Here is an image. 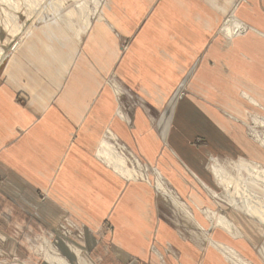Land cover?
<instances>
[{"label":"crops","instance_id":"obj_1","mask_svg":"<svg viewBox=\"0 0 264 264\" xmlns=\"http://www.w3.org/2000/svg\"><path fill=\"white\" fill-rule=\"evenodd\" d=\"M113 3L116 9L111 10L108 6ZM108 6L102 15L96 14L89 24L79 28L66 45H48L41 37L28 39L27 36L16 43L11 53L13 59L3 63L0 191L21 208L34 210L39 221L60 224L66 212L74 213L84 224L86 244L81 245L89 249L100 235V228L97 231L95 227L104 216L108 218L114 225L113 231L99 241L101 246L94 245L87 254L90 257L76 252L72 246L80 247L75 243L66 246L68 255L72 259L76 257L80 264H91L90 259L97 264H234L229 255L236 251L249 255L251 249L235 243L234 252H229L225 246H219L223 242L217 239L224 237L221 234L219 237L217 232L212 234L216 239L213 247L203 249L198 241L201 236L194 233L182 237L163 218L155 219L154 184L149 179L150 186L115 173L97 156L96 142L82 126H90L106 136L111 131L119 149L118 138L130 146L136 140L147 157L162 161V172L167 177L164 176L179 192L188 189L183 179L186 174L191 176L192 170L193 176L199 175L216 193L219 185L224 186L220 175L237 178L241 173L248 189L264 195V183L245 170L248 164L264 166V145L257 138L252 140L245 129L255 136L250 117L245 116L249 110L264 116V0H110ZM228 11L229 15L223 17ZM232 16L241 21L245 32L218 34L219 25ZM249 28L253 32L247 31ZM121 36L128 38L123 51L119 49ZM169 48L174 51L170 52ZM161 50H165L163 55ZM172 65L175 68L170 71ZM116 76L128 80L137 93L146 95L150 103L148 110L156 109L159 114L152 116L137 107L130 114L125 110L124 114L123 91ZM186 77L188 92H183L179 100L180 82ZM19 88L28 95L23 105L14 97ZM256 114L253 116H259ZM235 116L241 117L246 126H241L240 133L226 125ZM253 127L259 130V126ZM218 128H229L231 133L229 130L224 134L226 140L216 143L223 136L221 131L217 134ZM197 132L205 135L209 144L196 147L190 143ZM220 142L227 146L223 151L230 156L233 172L227 164L221 173L212 162L213 146ZM160 145L163 149L157 153V159L150 156L158 152ZM171 149L175 151L170 152ZM195 160L203 165L201 171ZM166 161L172 165L167 163L165 168ZM208 168L215 173L212 182L207 180L211 173L207 174ZM174 179L175 182L171 181ZM38 188L45 192L48 201L37 200ZM220 195L230 201L229 195ZM191 198L194 207L200 209L195 210L196 218L189 203L183 202L201 230L208 225L202 218L219 224L207 211L222 213L211 207L202 208L205 200L201 196L193 194ZM227 204L234 209L232 217L237 224L242 221L243 232L253 228V234L264 235V226L256 229L251 216L239 217L235 215L238 208L234 203ZM84 212L93 215L91 220L84 221L78 216ZM70 222L66 218L62 220L66 230L73 224L71 219ZM154 224L158 228L153 233L156 237L151 247L149 228ZM219 225L226 230L224 244L227 245L228 234L238 232ZM89 227H94L93 233H89ZM247 237L254 239L248 233ZM6 243L8 255L2 254L4 257L9 258L14 250L30 257L16 249L12 241ZM50 246L51 249L39 246L50 264L58 263L49 261L46 251L73 264L53 243ZM254 246L261 258L258 262L264 264V240ZM10 262L0 260V264ZM18 262L32 264L24 259L13 264Z\"/></svg>","mask_w":264,"mask_h":264},{"label":"rangeland","instance_id":"obj_2","mask_svg":"<svg viewBox=\"0 0 264 264\" xmlns=\"http://www.w3.org/2000/svg\"><path fill=\"white\" fill-rule=\"evenodd\" d=\"M81 1L82 0H65V2L59 7V9L57 11H54L53 10V7H54L53 1L52 2L47 1V5H48L47 6L46 4H44L45 0H0V43L4 47L8 45L7 41L9 40L8 39L9 34L7 32V27H3L4 24L2 21H3V18L7 16V14L13 13L14 17L18 20L17 21L18 23H19V21L22 22L24 20L28 23L31 22V25L27 29V32L25 34H23L18 39V41L22 40V39H26L27 36L29 37L28 39H30V37H35V39H39V37H41L42 39H44L45 42H47L48 45H53V44H56L58 46L59 45H66V43L68 42L70 37L72 35H74L79 28L87 25V23H85L81 20V17H80L81 15H80L79 10L77 8V4L80 3ZM29 3L33 4V6L29 5ZM102 4H103V2H101V5ZM88 7L90 10H89V12L88 11L87 12L89 13V15H91L90 18L92 20V19H94V16H96L97 13H95L96 10H95L91 0L89 1ZM109 7H112L110 9L114 10V8L116 9V4L113 3ZM31 8H33L34 11H30ZM69 8H71L73 11V14L71 16V20H73L72 25H74V29H73L74 33L73 34L68 33L65 30H63L62 26H60V24L58 23L60 20L59 17L63 13H65ZM40 10H42L40 13H38V14H37V12L35 13V11H40ZM108 12L110 13V10ZM229 12L230 11H228L225 14L223 13L224 14L223 17L225 15L227 17L229 15ZM90 13H92V14H90ZM91 20H90V22H91ZM67 26H71V24L67 25ZM222 26H223V22L219 25L217 33L220 32V28H222ZM237 33H239V32H237ZM232 34H236V33L233 32ZM121 37H122L121 38V45L119 46V49L123 51L125 49V46L127 45L128 38L126 39L124 36H121ZM60 39H61V41H60ZM17 42L13 41L9 45V55L7 58L11 57L13 59L14 56L13 55L11 56V53H12ZM31 44H32V39L28 41V45L31 46ZM164 47H166V46L164 45ZM173 49L174 48H169L170 52ZM159 51H160L159 49L156 50V52H159ZM164 52H165V50H161L162 55L164 54ZM164 58H167V57H164ZM147 60H146V58L144 59V61L148 62ZM5 61H3L0 64V73L3 70V67H4L3 63ZM172 68L174 70L175 66L171 67L170 71ZM171 74H172V72H171ZM0 76L2 77V75H0ZM186 79H187V77L184 80L181 79L180 86H179L181 88V92L178 96L179 100L182 99L183 92H188V90L185 86V83H187ZM1 81H2V79H0V82ZM116 81H117V84L122 87V91H123L122 94L125 96V97L123 95H122L123 97L121 96V106H122V110H123L124 114H125V110L127 111V113L130 114L131 112H133V109L135 107L140 108L143 111H148L152 116H157L159 114V112L156 109L153 110L152 112H151V110H148L150 108L149 98L146 95L144 96V95H141L140 93H137L136 90L134 89L135 87L132 86L128 82V80L125 81L120 76L119 77L116 76ZM167 83L168 84L172 83V81H167ZM173 83H175V82H173ZM106 92H107V95H110L109 92H111V91H109V89L107 88ZM27 96H28L27 93L21 88L16 90V92L14 94V97H16L18 102L20 101L22 103V105L26 103ZM115 101H116V99H115ZM254 114H256V113L249 110L245 116L250 117V119L252 120ZM256 115H259V113H257ZM131 119H132V116H131ZM131 119H130V124H131ZM243 122L244 121L241 120V117L235 116L233 121L226 124V125L232 127L234 129V132L240 133L239 129H241V126L246 127L243 124ZM218 124L219 125L222 124L225 126L224 122H219ZM245 129H246L249 137H251L252 140L257 141L256 137L253 136L248 131L247 128H245ZM258 129L260 131H263L262 126L259 127ZM229 130H230L229 128L223 129V130L218 128L217 134L219 131H221L223 136L220 137L216 141V143L219 140H222L221 142H223V140H226L224 138V134L226 132L228 133ZM242 130L244 133H246L243 128H242ZM230 133H231V130H230ZM262 137L264 139V136H262ZM229 140H231L230 137H229ZM117 141L119 142L120 150L122 151L123 155H125L126 165L130 168L135 167L137 169H139L141 166V170L143 171V173L145 175H148L150 178L149 177L147 178L145 176L140 178V176H138V178H140V179H138V178L136 179L134 176H127V175H124V176H127L129 178H134L135 180H139L140 183H146V185L150 186L149 181H151V184H154V182L156 181L157 174L159 173V175H161V176H159L161 178V180L167 181L165 183L172 189V191L177 196L179 195L178 199H180L182 201L185 200L189 203V205H188L189 209H190L191 213L194 214L195 218H196L195 210H200V209L195 208L193 205V200L191 198V196H193V194L201 196L202 199L205 200L201 205L202 208L211 207L216 212L224 214L229 222L230 221H236V219L232 217L234 209L231 207V205L227 204L228 201L226 199L221 198L220 194H222V195L224 194L225 196L228 195L226 190L224 189V186L219 185L218 186L219 193H216L214 188L206 185L203 182L204 179L199 177V175L197 176L195 174V176H193L192 170L189 169L191 171L190 172L191 176L186 174L185 175L186 178L183 179V180H186L185 184L188 187V189L186 190L185 193L179 192L177 190V187L175 186V184H173L171 182L172 183V185H171L168 182V180L166 179L167 175L163 174V172H162L163 166H162L161 160H152L151 158L147 157L145 155L146 154L145 150L142 149V146L138 145L136 140L133 141V144L131 146L127 145L124 142V140L121 138L120 139L118 138ZM189 141H190V143H193V145L196 147H200V146H204V145L209 144L205 135H203L200 132L195 133L190 138ZM214 142H215V140H214ZM221 142L218 143L217 145L215 144L213 146L212 154H213V159L214 158L215 159L212 162L216 167L219 168L221 173H223L221 170L222 167L225 168L227 164H229V167H228L229 170L231 172H233L234 168H233V165H231L230 156L228 153L223 151V148L227 147V146H225L224 143L222 144ZM167 148L169 149L168 146H167ZM162 149H163V145H160L158 152L155 151V153H153V155H150V156L157 159V157H158L157 153L162 152V151H160ZM174 151L171 149L170 152H174ZM148 152H151V151H148ZM138 163H139V165H138ZM167 163L171 164L170 162L166 161V167L165 168H167ZM172 163L176 164V163H174V161H172ZM194 164L198 169H200V171H201V169H203V167H202L203 165L201 164L200 161L195 160ZM138 166H139V168H138ZM187 167H189V166H187ZM93 170L96 171L97 169L94 168ZM170 172H171V170H170ZM204 172H206V169L204 170ZM208 172H211V173H210V175H207V180H210V182L214 181L215 180V173L212 171V169H209V168L207 170V174H209ZM162 177H164V178H162ZM2 179H3V175L0 174V180H2ZM148 179H149V181H147ZM171 181L175 182L176 180L174 179ZM177 185L179 186V184H177ZM195 190H196V193H195ZM191 191H193V193ZM190 193H192V194H190ZM36 196H37V200L40 202L48 201L45 199L47 195L40 188L37 189ZM236 200H237L236 203L238 204L237 205L238 209H236L237 213L235 215L241 217L244 214H248L246 212L247 210L244 208L243 204L240 202L239 196H236ZM154 201H155V205H154L155 210H154L153 216L155 217V219L163 218L164 222L171 225V227L174 228V230H176L177 233L180 234L182 237L183 236H185V237L189 236L190 237L191 234L193 235L195 233L197 236H201L198 241H200L202 248L206 249L207 246L213 247L212 245L215 244L216 239L212 238V234L214 232L215 233L217 232L216 234L219 237H220V234L224 237L223 240L217 239V241L223 242V243H221V245H219L220 247L225 246V249H227L229 252H234L235 243H237L239 245L242 244L243 246L246 245V247L251 249L249 255L246 253H244V254L238 253L237 251H236V253L239 255L240 254L243 255L247 260H249V262H251L253 264H260L258 262V260H260L261 258L260 257L258 258L257 249H256V246H254V245L260 244V242H262L264 240L263 233L258 234V232H257L256 234H253V228H250L249 230L246 229L244 232L242 230L243 233L242 232L241 233H235V232L229 233L228 237H227L229 239V240H227V242L229 244L225 245L226 244L225 235L227 234L226 230L220 225L213 224V222H214L213 220L210 221L206 217L202 218V220L203 221L205 220L208 223V225H207V227H205L206 228L205 230H201L196 225L194 219L186 216L185 212L181 209V207L179 205H177V203L175 204L172 202V200L171 201L167 200L160 193V191H158V189H154ZM225 210H226V212H225ZM67 211H69V210H67ZM197 214H200V213H197ZM78 216L80 218H82V220H84V221L85 220L87 221V219L91 220V218L93 217V215H91L88 212H84L83 214L78 215ZM201 216L204 217L202 212H201ZM64 218H66L69 223H71L70 222V219H71V221L73 223L70 226L68 225V228H69L68 230H66L65 226L62 225V220ZM252 218L254 221H257V219H258L255 213L252 215ZM177 219H178V221H177ZM62 220H61L60 224H54V223L47 222V221H45V222L39 221L34 216V210H29V209L27 210V209L21 208V205H19V203L18 204L14 203L10 197L6 196V194H3L0 191V260L11 261L8 264H13V263L17 262L19 259H21V260L24 259V260H26L32 264H50L45 259V256L43 253L44 250L41 251L42 249H39V246L41 245L45 249L46 248L51 249L50 245H52V243L57 248L56 250L60 251V253H63L70 260L72 258H71V256L68 255L66 248L69 247V244H72V243H75V245L77 244V246L80 247V249H79L76 246H72L76 252H78L79 254L81 252V255H85L86 257H90L87 255L88 252L94 248V245L95 246H101L99 241L102 242L103 241L102 238L105 237L104 235H107V233L110 234L114 228V225L111 223V221L104 216L103 219L101 220L99 226L95 227V229L97 231L100 228V230H99L100 235L97 238L96 242L89 249V247L87 248V246L86 247L82 246V245L86 244L84 242V235L85 234L83 233V232H85L84 224L81 223L77 219V217L74 215V213H73V215H69L66 212L65 216L62 218ZM258 221H260V220L258 219ZM238 222H239V220H238ZM241 222H239L238 226L242 227L241 229H244V225H242ZM93 228L94 227H91L90 230H88L89 233H93ZM156 228H158V226H156L155 224L152 225L151 228H149L151 235L149 236L148 241L151 244L150 245L151 247H153L152 241H154V239L156 237V235L153 236V233L156 232ZM244 233H246V234H244ZM247 233L252 235V237L254 239L248 238ZM152 236H153V238H152ZM8 240L12 241V243L15 245L16 249L21 250L23 252V254H26L30 257H23L22 254L20 255V253H18L17 250H14L13 252L9 253V258L4 257L3 255H8L5 253V252H8V251H6L7 249L5 248V244H7L6 242H8ZM213 240H215V241H213ZM256 241H257V243H256ZM109 242H110V240H109ZM81 243H82V245H81ZM175 244L177 245L178 243L175 241ZM166 248H167V246H166ZM68 251H69V249H68ZM16 253H18V254H16ZM255 257H256V259H255ZM222 258L224 259L223 255H222ZM90 260H91V262H90L91 264H97L95 260L94 261L92 259H90ZM71 261L73 262V264H80V263H78L76 257H74Z\"/></svg>","mask_w":264,"mask_h":264},{"label":"bare ground","instance_id":"obj_3","mask_svg":"<svg viewBox=\"0 0 264 264\" xmlns=\"http://www.w3.org/2000/svg\"><path fill=\"white\" fill-rule=\"evenodd\" d=\"M47 1H50V2L53 1V3H54L53 10L54 11H57L59 9V7L65 2V0H45L44 4L47 5ZM89 1L90 0H82L80 3L77 4V8H78L79 13L81 15L80 16L81 20L87 24H89L90 20H91V18H90L91 15H89V13H88L90 10L88 7ZM91 1H92L93 6L96 10L95 13H97L99 16L103 14L102 12H103L104 8H106L110 3V0H91ZM101 2H103L102 5H101ZM29 5L33 6V4H30V3H29ZM31 9H30V11H34L33 8H31ZM41 11L42 10L35 11V13L37 12V14H38ZM72 14H73V11L71 8H69L65 13H63L59 17L60 20L58 22L60 24V26H62L63 30H65L66 32L71 33V34L74 33V31H73L74 25H72L73 20H71ZM90 14H92V13H90ZM17 21L18 20L14 17L13 13L7 14V16L3 18V21H2L4 24L3 27H7V32L9 34V38H8L9 40L7 39L8 45L5 47L2 46V44L0 43V64L3 61L11 58V57L7 58L9 55V45L13 41L17 42L18 39L23 34H25L27 32V29L31 25V22L28 23L25 20L22 22L19 21V23ZM70 24H71V26H67ZM250 30L252 31V29H250V28L247 31H250ZM220 32L229 35L233 32L234 33L245 32V29L242 26L241 21L236 16H232L229 19H227V21L226 20L224 21L223 26L220 29ZM60 41H61V39H60ZM249 124L252 125L251 126V128H252L251 132L254 133L256 138L261 143L260 145L263 146L264 145V139L262 136H264V116H261V115L260 116H253V119L252 120L250 119ZM253 126H259V127L262 126L263 131L256 130ZM82 129L86 132L91 133L90 136L92 137V140H94V142H96V149L95 150H96V153L98 154L97 156H99L101 159H103L106 162V164L111 166L113 168V170L115 171V173L120 174V175L134 176L135 178L138 176H140V177L145 176L146 177V175L141 170V166H140V168L138 166L139 169H137L135 167L130 168L126 165L125 155H123L122 151L118 148L117 142H116L115 138L113 137L114 134H112L111 131H110L109 135L106 136V135H103L104 132L100 133V132L96 131L95 129H93L92 127L87 126V125H83ZM107 130L109 132V129H107ZM108 132H107V134H108ZM138 165H139V163H138ZM245 170H247V172L249 174H251V176L253 178H255L257 181L264 183V166L257 167L255 165H252V164L249 165L248 164V165H246ZM159 176H161V175H159V173H158L157 177H156V181L154 182L155 188H157L158 191H160L164 196H166L170 200L177 203V205H179L183 209L186 216L191 217L190 211L186 207L185 203L182 200L178 199L177 195L165 183L166 181H162ZM230 176H231V174L230 175H228V174L220 175L221 183L224 185V187L228 191L230 201H232L234 203V205H235L234 207L238 208L237 204H236V198L235 197L239 196L240 202L243 204L244 208L247 210L246 211L248 213L247 215L252 217V215L255 213L257 218L260 220V221H258V219H257V221H254L256 229L258 227H263L264 226V195H261L257 192H254V191L248 189L246 187V184H245V181L243 178V174L239 173L237 178L234 175H232L231 177ZM230 201H228V202H230ZM207 214L210 217L214 216L216 218L217 222L219 224L223 225L225 228H227V229L234 228V230L236 232H238V233L242 232V229L238 226L237 221H234V224H231L232 222L231 221L229 222L224 214H215L213 211L211 212L210 210L207 211ZM228 254H229V252H228ZM235 254L236 253H234V255H229V257H228L234 264H252L246 258L238 256L237 254L235 255ZM45 255L49 261H56L58 264H70L64 257H62L60 255L49 253L48 251L45 252ZM20 263H21V261H20ZM18 264H19V262H18Z\"/></svg>","mask_w":264,"mask_h":264}]
</instances>
